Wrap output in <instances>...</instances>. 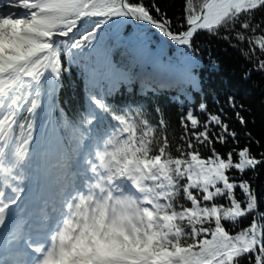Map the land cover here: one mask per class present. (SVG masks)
I'll return each mask as SVG.
<instances>
[{
  "label": "snow or ice",
  "instance_id": "obj_1",
  "mask_svg": "<svg viewBox=\"0 0 264 264\" xmlns=\"http://www.w3.org/2000/svg\"><path fill=\"white\" fill-rule=\"evenodd\" d=\"M198 34L264 78V0H0V264H264V133Z\"/></svg>",
  "mask_w": 264,
  "mask_h": 264
},
{
  "label": "trees",
  "instance_id": "obj_2",
  "mask_svg": "<svg viewBox=\"0 0 264 264\" xmlns=\"http://www.w3.org/2000/svg\"><path fill=\"white\" fill-rule=\"evenodd\" d=\"M159 3L161 4V7L167 5L169 16H173L180 14L183 0H159ZM158 40L159 36L153 35V46ZM195 43L201 50L200 54L203 56V64L200 69V74L205 91H214L224 83L230 82L233 85V91L236 93L237 101L243 103L245 108L249 110L244 113L246 119L249 121L247 125L248 129L252 131L257 139H259L261 133H264V78H262L260 74L254 73L250 80H242L241 74L246 62L240 57L239 52L236 49L229 46L227 41L219 40L216 37L207 34H198ZM232 43H235V41H232ZM174 53V47L168 50L169 56H172ZM210 56L213 60L218 61V68H213L208 65ZM248 67H251V65H248ZM82 90L83 84L79 82L78 79L73 78V82L70 86L66 87L62 92L61 95L69 113L79 108ZM146 94L150 104H160L162 107H165L171 114L172 120H176L178 105L171 102L172 98L176 95L174 89L164 88L154 93ZM140 95H142V93L138 94V96ZM221 99H223V97H221ZM215 107V105H212L213 110H215ZM228 115L232 118L230 124L239 130L240 125L232 123L234 120L232 114L229 112ZM255 150L256 149H254V151ZM256 184L258 188L264 186V172L260 173Z\"/></svg>",
  "mask_w": 264,
  "mask_h": 264
}]
</instances>
